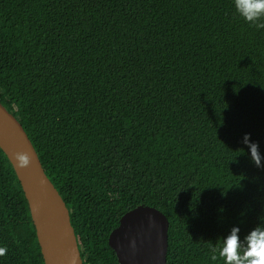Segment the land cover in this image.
<instances>
[{"label": "trees", "instance_id": "16d2710c", "mask_svg": "<svg viewBox=\"0 0 264 264\" xmlns=\"http://www.w3.org/2000/svg\"><path fill=\"white\" fill-rule=\"evenodd\" d=\"M0 103L66 203L83 264H119L109 236L140 205L169 221L168 264H222L218 240L264 216V167L241 142L264 156V30L231 0H0ZM0 247V264H44L1 149Z\"/></svg>", "mask_w": 264, "mask_h": 264}, {"label": "water", "instance_id": "95a60500", "mask_svg": "<svg viewBox=\"0 0 264 264\" xmlns=\"http://www.w3.org/2000/svg\"><path fill=\"white\" fill-rule=\"evenodd\" d=\"M0 149L28 202L44 264H83L66 203L22 125L1 103ZM168 231L169 221L161 211L140 205L121 217L108 242L119 264H168Z\"/></svg>", "mask_w": 264, "mask_h": 264}, {"label": "clouds", "instance_id": "9594fccd", "mask_svg": "<svg viewBox=\"0 0 264 264\" xmlns=\"http://www.w3.org/2000/svg\"><path fill=\"white\" fill-rule=\"evenodd\" d=\"M231 8L235 15L257 31L264 30V0H231ZM247 147V155L257 168L264 167V156L259 151V143L250 142V134L245 133L241 141ZM242 154H245L244 149ZM18 159L23 162L24 157ZM223 211V209H221ZM260 223L241 237L240 228L233 226L229 233L219 239L218 250L210 259L216 261L219 257L222 264H264V216L259 217ZM7 252L0 247V257Z\"/></svg>", "mask_w": 264, "mask_h": 264}]
</instances>
